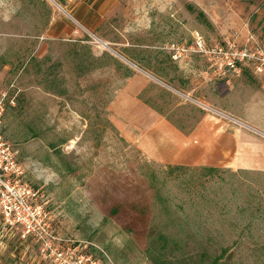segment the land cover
Segmentation results:
<instances>
[{
	"label": "rangeland",
	"instance_id": "rangeland-1",
	"mask_svg": "<svg viewBox=\"0 0 264 264\" xmlns=\"http://www.w3.org/2000/svg\"><path fill=\"white\" fill-rule=\"evenodd\" d=\"M3 94L40 236L0 211V238L42 264H264L260 163L207 139L178 162L157 131L237 128L264 166V0H0Z\"/></svg>",
	"mask_w": 264,
	"mask_h": 264
},
{
	"label": "crops",
	"instance_id": "crops-1",
	"mask_svg": "<svg viewBox=\"0 0 264 264\" xmlns=\"http://www.w3.org/2000/svg\"><path fill=\"white\" fill-rule=\"evenodd\" d=\"M79 18L82 17L79 16ZM164 122V124L159 127L160 129L158 128L159 130L157 131L160 133L164 132L163 130H166L165 132L167 133L160 134L158 139H160V142H162L161 144L163 146L164 137L167 139V141H169L171 137H175V140L177 141L175 146L179 148L178 153L179 157H181L178 162H190L191 160L188 161V159L190 154H193V148H195L193 145L194 140H198L201 145H204L202 144L201 140L205 141V139H207L209 141L207 147L213 148V152L211 153L209 151L207 154L209 163H214L216 165H227L234 162L239 165L238 167H245L244 162L249 161L259 162V168H264L262 162L263 156L260 153L262 148H260V145H256L253 142L248 145L246 143V139H244L242 136L243 132L239 129L237 130V128H234L236 130L233 132H231L229 129H214L205 133L202 130L196 129V131H194L192 134L186 135L167 120ZM230 140L235 142L234 145L236 144L238 151H242V154L238 153V155H236L235 151L237 148L234 147L232 149L230 143H227L230 142ZM167 141H165V145H167ZM235 155L238 157L235 158ZM16 229H19V226L16 227ZM23 242L24 241L20 231L18 233L12 230V233H7L2 238H0V264H42V260L38 255L36 247L33 246V252H25L24 247H22Z\"/></svg>",
	"mask_w": 264,
	"mask_h": 264
},
{
	"label": "built area",
	"instance_id": "built-area-1",
	"mask_svg": "<svg viewBox=\"0 0 264 264\" xmlns=\"http://www.w3.org/2000/svg\"><path fill=\"white\" fill-rule=\"evenodd\" d=\"M198 47L200 51H206L201 42H198ZM4 95L0 97V129L4 111ZM22 175L21 165L16 161L15 152L3 140L0 133V211L3 220L6 225H21L25 227L28 233L31 232L35 236H40L39 231L33 227L36 214L29 199L31 191L26 188V184L21 182ZM52 252L56 255L61 253V255L66 256V261L71 264H78L84 258L82 255L81 259H74L77 253L75 250L69 251V248L67 250L63 248V251L60 252V249L55 247L52 248Z\"/></svg>",
	"mask_w": 264,
	"mask_h": 264
},
{
	"label": "flooded vegetation",
	"instance_id": "flooded-vegetation-1",
	"mask_svg": "<svg viewBox=\"0 0 264 264\" xmlns=\"http://www.w3.org/2000/svg\"><path fill=\"white\" fill-rule=\"evenodd\" d=\"M60 244V243H59ZM79 248L76 250L78 253L77 254H75V257H74V259H77V260H79V259H81V256H82V245L81 244H79V246H78ZM72 248H69V251H72L71 250Z\"/></svg>",
	"mask_w": 264,
	"mask_h": 264
},
{
	"label": "trees",
	"instance_id": "trees-1",
	"mask_svg": "<svg viewBox=\"0 0 264 264\" xmlns=\"http://www.w3.org/2000/svg\"><path fill=\"white\" fill-rule=\"evenodd\" d=\"M197 15H198V17H200V18H205V14H204L203 11H198Z\"/></svg>",
	"mask_w": 264,
	"mask_h": 264
}]
</instances>
